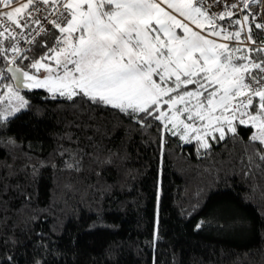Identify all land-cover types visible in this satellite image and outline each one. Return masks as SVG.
Masks as SVG:
<instances>
[{
    "label": "trees",
    "instance_id": "16d2710c",
    "mask_svg": "<svg viewBox=\"0 0 264 264\" xmlns=\"http://www.w3.org/2000/svg\"><path fill=\"white\" fill-rule=\"evenodd\" d=\"M221 21L227 34L241 27L237 16ZM49 47L47 33L12 64L33 72ZM250 59L264 63V48ZM8 81L4 70L0 92ZM22 93L25 108L0 115V264H264V142L251 138L254 125L238 119L235 133L201 149L164 131L155 111Z\"/></svg>",
    "mask_w": 264,
    "mask_h": 264
},
{
    "label": "snow or ice",
    "instance_id": "6c2138e0",
    "mask_svg": "<svg viewBox=\"0 0 264 264\" xmlns=\"http://www.w3.org/2000/svg\"><path fill=\"white\" fill-rule=\"evenodd\" d=\"M12 2L0 0L5 8L11 7ZM37 3H55V0H28V3L11 11L0 12V18H6L0 19V24L7 25L0 36L8 33L12 25L15 28L27 27L28 21L24 17L31 16V11L24 13L23 10L32 8L39 11L35 8ZM203 5L204 0H179L169 3L168 7L174 8L197 27L204 28L207 22L209 34L220 36L221 31L214 24L215 14L208 15L211 6L205 9ZM227 15L231 16L232 13ZM247 19L245 16L244 20ZM50 23L58 30L60 38L57 39L54 32H48L55 46L49 47L41 60L54 61L55 67L41 61L30 64L32 69L39 71L43 68L48 73L44 79L17 68L15 71L20 73L17 79L21 86L46 87L50 92L66 96L69 100L77 95L86 96L89 101L112 105L122 112L130 110L131 113H144L145 116L152 115L161 96L177 92L176 96H169L166 103L174 106L186 102V98L187 102L194 98V114H191V108L184 109L190 113L187 117L189 120L206 118L200 111L205 108L202 96L209 113L217 107L222 112L230 108L233 112L247 109L253 105L255 96L259 98V108L255 109L256 115L251 119L257 122L258 131L251 138L264 142V84L261 83L264 80V63H255L246 56H234L229 45L216 43L192 31L187 24L165 11L156 0H67V3L59 5ZM256 27L264 25L257 24ZM177 29H182V34H177ZM42 31L47 30L42 28ZM240 35V31H237L226 34L224 38L239 40ZM247 38L251 39V36ZM8 39L14 37L9 34ZM9 47L14 56L19 54L18 45L10 44ZM234 51L239 52L241 49L236 48ZM21 58L27 59L25 56ZM253 70H259L261 75H253ZM169 84L171 86L162 87ZM187 85H195L196 90H186ZM182 89L183 94H179ZM9 92L19 101V106L8 113L14 115L27 102L12 93L11 88ZM241 96L244 99L239 100L237 107L233 108V100ZM164 115L161 112L156 118ZM7 118L3 117L5 120ZM207 118L210 122L213 119L221 120V116ZM223 119L228 130L235 133L232 121L227 117ZM177 122L174 115L173 127H176ZM245 123L244 119L240 120V124ZM184 127L187 129L189 125L185 124ZM215 131L219 132L221 140L224 139L222 127H217ZM201 146L207 148L209 145L203 143Z\"/></svg>",
    "mask_w": 264,
    "mask_h": 264
},
{
    "label": "built area",
    "instance_id": "2783aa9c",
    "mask_svg": "<svg viewBox=\"0 0 264 264\" xmlns=\"http://www.w3.org/2000/svg\"><path fill=\"white\" fill-rule=\"evenodd\" d=\"M158 1V0H157ZM35 2V0H34ZM24 3H28V0H18L15 2H12L11 7L5 8L4 5L0 6V12L4 11H11L15 7H19L23 5ZM63 3H67L66 0H55V3H37L35 4V8H38L39 11H36L35 9H28L23 10L24 13H27L28 11H31V16H25L24 18L27 19V27H20L15 28V25H12L9 28L8 33H4V35L0 36V49L7 50L6 52L3 51L4 56L6 58V64L5 66L0 70V76L3 73L4 70H6V67L12 62L18 58L20 55H22L24 52L30 49V47L33 45V43L41 36L47 34L51 31L57 32V39L60 38L58 30H55L51 25V20H53L56 16V13L58 11L59 5H62ZM247 5V7H245ZM204 8L209 9V6H211L210 10L208 11V15L211 16L213 13L215 14V20L214 24L218 31H221V35L227 34V28L228 25L225 22H222L220 17H232L237 16L239 18V21L241 23V27L239 29L241 35L239 40L233 38V39H225L220 38L219 40L222 41L225 44H228L233 48L234 50L236 48L241 49V51L238 52L241 56H246L250 59V49H258V48H264V27L257 28V24L264 25V0H220V2H216V0H204ZM231 12L232 15L229 16L227 13ZM249 17L252 22L254 23L256 29L261 32L262 34V40H252L248 39L249 36L247 23L244 20V17ZM2 20H6V18H0ZM185 21L191 23L193 25V22L191 20H188L185 18ZM23 22V21H22ZM9 24L11 22H8ZM206 25L207 22H205ZM7 26L5 24H0V32H3L4 27ZM43 29H46L47 31H42ZM11 34L14 39L9 40L8 36ZM10 44H16L18 45L20 52L17 55H13L11 48L9 47ZM53 46H55L53 44ZM247 61H244L246 63ZM251 67V65H250ZM257 77L261 75L259 70H255V73L253 74ZM262 84H264V80L261 81ZM255 87V85H253ZM255 97V96H254ZM258 98V97H256ZM244 99L243 96L237 97L233 103V108H236L238 105V101ZM247 103V100L244 101ZM259 105V104H258ZM252 106H250L247 109H239L235 111L236 116L239 120L244 119L248 120L251 119L252 115ZM247 113L245 115H241V113Z\"/></svg>",
    "mask_w": 264,
    "mask_h": 264
},
{
    "label": "rangeland",
    "instance_id": "374dc122",
    "mask_svg": "<svg viewBox=\"0 0 264 264\" xmlns=\"http://www.w3.org/2000/svg\"><path fill=\"white\" fill-rule=\"evenodd\" d=\"M156 2L160 3L161 7L167 12H177L174 8H169L168 4L179 2V0H158V1L156 0ZM179 20L182 23L187 24L188 27L192 31H195L196 28L195 29L191 28L193 25L191 23L185 21V17L179 18ZM206 26H208V25H206ZM198 28H199V33L201 35H204V33H205L208 36V37H206L204 35L206 38L212 39L216 43H223L219 39L224 38L225 35H220V36L210 35L209 34V27H208V29L207 28H200V27H198ZM212 37H215V38L213 39ZM43 57H45V54L43 55ZM37 61H41L42 63L50 64L51 66L55 67L54 61H51L48 59L41 60V58L38 59ZM29 74L35 75L38 79H44V77L48 75V73L43 68H41L39 71L34 69V71L29 72ZM157 82H159V81H157ZM6 85L8 87H6ZM168 86H171V85H162V87H168ZM9 88H11L12 93H15L19 97H22L24 101H26L24 94L22 93V88H20L18 83H16L15 81H11V82L8 81L7 83H5L3 85L4 91L0 92V115L2 118L4 116H7V117L12 116V115H8L10 109L16 108L19 106V101L16 99L15 95L10 94ZM30 89H42V90H45L51 94L59 95L58 93L50 92L46 87L30 88ZM189 91H195V90H189ZM168 94L161 96L160 103L155 107V110H154L155 111V117L159 116V114L161 112H163L165 114L164 117L158 119L162 123L164 131L179 134L180 138L183 140L184 143H188L191 141L196 142L201 149H205V147L201 146L203 143H207L208 145H210V138H213L215 134H217L219 136V132L215 131V129L217 127H222L224 129L225 133L227 131L231 132L228 130V125H227L226 121L223 119V117H227L229 120L232 121V126H233L234 116L231 113L230 109L227 112H222V109L217 107L214 112L209 113V112H207L206 101L201 100L205 104V108L200 109V111L203 114H205L206 118L204 120H200L199 118L189 120L187 117L190 113L185 112L184 109L185 108H191V114H194L196 109L192 108V105H194L196 103L195 99L193 98V99H191L190 102H187V98H186V102L178 103V104L172 106L169 103H166V101L169 100V98H167ZM180 94H183V93H180ZM173 96H176V95H173ZM234 101L235 100H233V103H234ZM110 106H112V105H110ZM24 108H25V106L23 108H21L20 110H22ZM17 112H15V113H17ZM174 115H175L176 120L178 121L176 127H173V123H172ZM208 116H212V117L221 116V120L217 121V120L213 119L210 122L209 119L207 118ZM245 121H246V123H250V124L254 125V122L251 121V119H248ZM185 124L189 125V127L187 129H185V127H184ZM197 137H199V139H197Z\"/></svg>",
    "mask_w": 264,
    "mask_h": 264
},
{
    "label": "crops",
    "instance_id": "0c3cea01",
    "mask_svg": "<svg viewBox=\"0 0 264 264\" xmlns=\"http://www.w3.org/2000/svg\"><path fill=\"white\" fill-rule=\"evenodd\" d=\"M66 2H67V0H66ZM170 14H172V15H174V16H176V18H177V20H179V18H183V16H181L178 12H169ZM191 27V26H190ZM208 27L209 26H204V28H207L208 29ZM191 28H193V29H195V31H197V32H199V28L197 27V25L195 24V23H193V26L191 27ZM217 29V28H216ZM177 31V34H182V30L181 29H177L176 30ZM204 35L206 36V37H208L205 33H204ZM213 39L215 38V37H212ZM162 39H163V37H162ZM221 44H225V43H221ZM235 54V53H234ZM233 54V55H234ZM212 89H209V91H211ZM168 96V95H167ZM201 100L202 101H206L205 99H204V97L202 96L201 97ZM232 107H233V105H232ZM230 110H231V113L233 114V116H234V119H233V127H234V122L236 121V120H238V118H237V116H236V113L235 112H233V110L230 108ZM253 116H255V115H253ZM251 121H252V119H251ZM256 123L257 122H254V126H255V128H257V126H256Z\"/></svg>",
    "mask_w": 264,
    "mask_h": 264
},
{
    "label": "water",
    "instance_id": "95a60500",
    "mask_svg": "<svg viewBox=\"0 0 264 264\" xmlns=\"http://www.w3.org/2000/svg\"><path fill=\"white\" fill-rule=\"evenodd\" d=\"M18 67H16L15 65L13 64H10L6 67V72L9 74L10 78L12 79V81H15L16 83L19 84L20 88L22 89H27L23 86L20 85V81L17 79V77L20 76V73L16 72L15 70L17 69ZM9 69H12V71H9Z\"/></svg>",
    "mask_w": 264,
    "mask_h": 264
}]
</instances>
